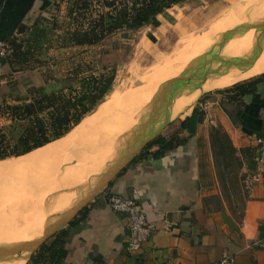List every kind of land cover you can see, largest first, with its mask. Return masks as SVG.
Returning a JSON list of instances; mask_svg holds the SVG:
<instances>
[{
    "label": "crops",
    "instance_id": "0c3cea01",
    "mask_svg": "<svg viewBox=\"0 0 264 264\" xmlns=\"http://www.w3.org/2000/svg\"><path fill=\"white\" fill-rule=\"evenodd\" d=\"M67 10V0H0V40H7L22 24L32 26L44 18L52 21L54 16L57 26L52 29L61 32L70 24ZM97 45L49 44L42 51V64L23 69L0 56V104L30 100L38 88L47 92L67 90L71 83L65 85L63 80L53 78L55 73H50L53 63L65 54L76 60L78 52ZM72 61L67 69H61L62 73L69 74ZM234 94L235 91L218 92L213 98H205L209 102L203 104L205 115L192 133L181 122L194 108L188 114L182 115L183 111L176 119L171 117L172 121L154 139L162 135L174 140V145L158 154L162 144H154L146 155L137 158L145 147L93 197L72 225L63 227L68 235L64 257L58 264H221L225 255L230 257L228 264H264V164L259 166L256 159L257 138L264 137V77L254 92L231 99ZM105 120L81 133L67 148L81 146L79 161L70 166V179L63 186L68 188L57 187L53 194L65 203H76L81 197L76 187L105 170L97 169L98 165L99 169L104 168V150L111 136L103 131L109 125ZM215 127L227 132L235 149L224 159L238 165L235 186L230 184L220 167L221 159L214 153L211 135ZM104 136L107 139L103 140ZM95 152L100 153L96 156ZM95 158L97 163H93ZM247 173L259 176L251 195H247L243 186ZM111 194L136 198L154 225L151 237L138 251L127 248L128 218L109 206ZM165 220L174 223L170 230L165 229Z\"/></svg>",
    "mask_w": 264,
    "mask_h": 264
},
{
    "label": "trees",
    "instance_id": "16d2710c",
    "mask_svg": "<svg viewBox=\"0 0 264 264\" xmlns=\"http://www.w3.org/2000/svg\"><path fill=\"white\" fill-rule=\"evenodd\" d=\"M67 1L70 18L67 29L57 32L52 29L57 26L55 19L50 21L44 18L32 26L22 24L15 34L7 38L12 48L11 54L6 57L10 63L20 69L42 64V51L53 41L59 47L100 44L118 32L134 31L154 23L158 15L186 0ZM67 77L73 80L67 90L47 92L38 88L30 100L0 104V159L28 153L64 136L84 120L87 114L96 111L114 85L115 72L83 71L80 64H75ZM263 77L264 73L218 89V92L235 91L230 98L240 99L246 93L254 92ZM194 104L182 115L191 112ZM204 115L205 111L195 106L192 114L182 120V127L194 132ZM3 120L8 121L6 125H3ZM211 136L217 158L224 160L234 153L235 149L226 131L215 127ZM157 143L162 144L157 151L160 154L173 146L174 140H167L160 135L137 158L146 155L148 149ZM67 235V229L62 228L33 253L27 264H58L65 254Z\"/></svg>",
    "mask_w": 264,
    "mask_h": 264
},
{
    "label": "bare ground",
    "instance_id": "6f19581e",
    "mask_svg": "<svg viewBox=\"0 0 264 264\" xmlns=\"http://www.w3.org/2000/svg\"><path fill=\"white\" fill-rule=\"evenodd\" d=\"M263 12H264V0H239L237 3H235L233 9L222 12V15L219 16L216 20H214L212 25L213 28L215 29H211V30L213 31L221 30L219 28L221 27L222 24L225 25L231 22L233 19L234 21H238L240 18H242V15L245 16L246 14L247 15L252 14L253 16H257ZM263 23L264 20H262L258 24H263ZM258 24L251 25L247 29L244 27V29H240V31L242 32L241 34H238L237 36L229 38V40H225L216 43L214 45L212 44L208 45L207 44L208 39L204 37V35H201L199 42L196 44L194 43L193 46L187 45L185 49L181 50L180 56H177L178 54H176L174 57L173 54L174 52H172L171 54H173L174 57L173 61L169 65L160 67L158 70H156L155 78L151 82L147 83V87L142 86V84L139 85V83H145L141 79L136 84L138 85L137 88L132 87V89H126V90L124 89L123 91H117V93L113 97L111 96L112 98H109V100H106L105 102L100 104L93 114H91L87 118L85 117L86 120H83L81 123H79V125H77L64 138L49 142L28 153L16 157L0 159V184L1 185L3 184V186L4 185L8 186L9 191L12 190L13 195H15L14 209L9 212L5 210H0V242L4 240L24 241V240L36 239L43 235L47 223L50 220H52L51 215H57L71 208L73 205H75V203L74 204L70 202L65 203L55 195L51 196L50 195L51 192L56 191L57 189L51 187L50 185L46 186V184H48L47 181L45 182L39 180V182H37L36 180L34 182L32 180V182L34 183L37 182L39 186L38 189L32 188V187H36L33 185V183L29 182V179H31L32 176L29 174H24L23 172L34 167H38L37 169H39V167L41 168V166L45 162L47 164V162H49V160H51L52 158L55 159L57 154L59 155L62 151H65V149L68 150L67 148L71 146L74 141L76 142V138L90 127L100 124L104 119H106L107 122L109 123V125L103 129L105 133L111 135V136L109 135L110 139H108V142L106 140L107 142L106 149L104 148L105 154L103 152L104 155L102 162L104 168L101 167V169H99L100 168L99 165H98L99 168L95 166L98 170H101L102 172L103 169H107V167L112 162V160L115 159V157L118 155L119 152L117 151L119 146L118 136L125 135L126 133H129L133 129V127H136L140 121L141 113L143 112L144 109L146 110V107L148 105L152 103V100L156 95V93L159 91L160 87L166 81L172 80L175 77L181 75L184 71L188 69V67L192 63L196 62L198 58H202L208 55L211 56V53L212 51H214V49L220 55V56L218 55L220 59H222V56L234 57V58L246 57L243 67L237 65H231L224 70H222L223 69L222 65H218L221 64V62H219L218 60L216 68L215 67L214 68L218 70H222L221 72L209 73V75L206 77V79H204V81L201 83V85H199V87H196L194 89L187 87L184 88L183 91H180L171 105L172 118L178 117L183 111L189 108L198 99V97H200L203 93L209 90L218 87L224 88V86L231 85L242 79L263 73L264 72V30L258 27ZM209 38L211 37L209 36ZM202 43H205V45H203ZM173 57H171V59ZM142 87H144V89ZM92 132H97V131H92ZM90 135L92 136V134ZM122 137L124 138V136ZM92 139L94 140L95 138H91V140ZM105 139L107 138H105L104 136L103 140ZM82 141L80 143H82ZM92 142L94 143V141ZM92 146H88L89 149ZM88 151L92 152L93 150H88ZM92 153H94V151ZM97 154L95 152L96 156ZM57 158L59 159L58 156ZM96 159L97 158H95L94 161L91 160L90 162L93 161V163H97ZM85 168L87 167L85 166ZM98 170L96 171L98 172ZM73 173L71 178L73 177ZM23 174L25 176H23ZM88 176L90 175L88 174ZM33 178H36V176ZM43 178L41 180H43ZM76 181L77 179L75 180V182ZM71 183L68 182V184ZM26 258L27 256H23L22 258L23 263L26 260ZM8 259L9 258L5 260H1L0 264H8L7 261Z\"/></svg>",
    "mask_w": 264,
    "mask_h": 264
},
{
    "label": "rangeland",
    "instance_id": "374dc122",
    "mask_svg": "<svg viewBox=\"0 0 264 264\" xmlns=\"http://www.w3.org/2000/svg\"><path fill=\"white\" fill-rule=\"evenodd\" d=\"M238 1L239 0L236 1L235 0L233 1L232 0H186L181 4L172 6L171 8L167 9L164 13L158 15L154 23L148 26H144L134 31L118 32L116 34H113L112 36H109L105 41H103L102 43H100L99 45L93 48H90L88 50H81L76 54V60L72 61L69 58L70 56L65 54L63 57L58 59V62L53 63V68L50 69L51 70L50 73L52 74L55 73L53 78H56L58 80H63L65 85H68L72 83L73 80H70L67 77L68 72H64L65 73L64 75V73L61 72V69L62 68L67 69V64L71 65L69 64L71 63V61L74 63L72 64L71 66L72 70L69 73L73 71V65L75 64H80V67L83 68V71L91 70L96 73L100 71H107V72L114 71L115 72L114 85L111 91L105 96V98L101 101L100 104H102L106 100H109V98H112L117 93V91H123L124 89L125 90L132 89V87L137 88L138 85L136 84L141 79L145 83H139V85L142 84V86L147 87V83L151 82L155 78L156 70H158L160 67L169 65L173 61L175 55L178 54L177 56H180L181 50L185 49L187 45L193 46L194 43L195 44L198 43L201 35H204V37L208 39L207 40L208 45L209 44L214 45L216 43L222 42L224 35L232 31L233 29L237 28L236 30L237 32L235 31L236 34L233 33L225 40H229V38L241 34L242 32L240 31V29H244L243 26L247 24L251 26L254 24H258L259 22L264 20V12L257 16H253L252 14H250L252 17L246 14L245 16L242 15V18H240L239 20L237 19L238 21H234L233 19L231 22L225 25L222 24L221 27L219 28L221 30H216V31L211 30V29H215L213 28L212 25L214 20H216L219 16H221L222 12L233 9V6ZM55 18L56 16L53 17V19ZM60 24L62 25L63 22L61 21ZM209 36L211 38H209ZM51 44H57V43L53 41ZM202 44L205 45V43ZM172 52H174L173 53L174 57L173 54H171ZM213 54L217 56L219 55L215 49L214 51H212L211 56ZM211 56L208 55L202 58H198L196 62L192 63L188 67V69L186 70L187 73L193 70L196 71L199 75H202L204 71L208 72L210 69H215L217 65V61H213L212 63V60L214 59ZM164 57L167 59H165ZM171 57L173 58L171 59ZM222 58L232 59V60L237 59L234 57H223V56ZM244 59H246V57H244ZM222 70H224V67ZM195 82L197 83L199 82V80L198 81L193 80L190 85L195 84ZM144 87L142 88L144 89ZM218 89H224V88L218 87L203 93L196 100L194 106L197 105L204 110L203 104L204 105L209 104V102H205L204 99L213 98L214 94L218 93L217 92ZM151 105L152 104L148 105L146 107V110L144 109L143 112L141 113L140 122L141 119L143 118L145 119L148 116V113L150 112L151 109ZM158 118L160 119L162 118V116L160 117V115H158ZM7 122H8L7 120H3V125H6ZM157 125L159 124H156V126ZM130 132L126 133L127 136L126 134L119 135L120 137L118 136L119 146L117 151H121V149H123V147L126 145V139L128 137L130 138L132 137ZM122 136H124V138ZM79 148H81V146L78 145L72 149L69 148L68 149L69 151L65 149V151H67L68 153L65 154V151H62L59 155L58 154L56 155L55 159L52 158L51 160H49V162H47V164L45 162L44 163L45 165L43 164L41 168L39 167V169H37L38 167H34L23 172L24 174H29L32 176L31 179H29V182L33 183V185L36 186L32 188L35 189L39 188L37 184L39 180L45 182L47 181L48 184H46V186L50 185L51 187L54 188L59 187L60 190L68 188L63 186L66 185L68 175L71 172L69 167L73 166L74 164H77L79 161V156H80V153L78 152ZM57 156L59 157V159L57 158ZM237 166L238 165L235 162L230 163L222 160L220 162L221 169L227 174L229 178V182L233 186H235L234 177L236 174ZM24 174L23 176H25ZM35 176L37 179L33 178ZM43 177L47 179H44ZM42 178L43 180H41ZM32 180L34 182L37 180V182L34 183L32 182ZM95 180L96 177L92 176L88 178V180L84 184L76 187V189H79L78 191L79 196L82 197L85 193H87V191H89V189L93 186ZM8 188H9L8 186L5 185L3 186V184L2 185L0 184V210H5L9 212L14 209L15 195H13L12 190L9 191ZM55 192L57 191H52L50 195L52 196L53 194H55ZM53 216L54 215H51V218H53ZM11 242L15 243L18 242V240L16 241L4 240L1 241L0 243L10 244ZM22 258L23 256H12L7 261L8 264H24L22 262Z\"/></svg>",
    "mask_w": 264,
    "mask_h": 264
},
{
    "label": "water",
    "instance_id": "95a60500",
    "mask_svg": "<svg viewBox=\"0 0 264 264\" xmlns=\"http://www.w3.org/2000/svg\"><path fill=\"white\" fill-rule=\"evenodd\" d=\"M248 26L249 24L243 27L247 28ZM258 27L264 30V23L258 24ZM236 30L237 28L225 34L223 41L235 33ZM212 57L214 59L212 62L219 60L224 69L231 65L243 67L245 63L244 58H237L234 60L226 58L220 59V57L214 54ZM211 72L218 73L221 71L218 69H210L208 72L204 71L202 75H199L193 70L189 73L184 71L174 79L166 81L154 96L148 116L145 119H141V122L139 121L136 127H133L131 130L132 137L126 139V145L118 152V155L112 160L107 169L96 176V180L89 191L80 197L71 208L54 215L52 220L47 223L42 236L32 240L18 241L11 244H0V261L11 258L12 256H27L28 262L33 253H35L49 238L54 236L65 225L69 224L93 199V197L106 187L109 182L159 134L161 129L169 123L172 116L171 105L177 94L187 87L191 89L199 87ZM193 80H199V82L190 85ZM158 115H160V117L162 116V118L159 119ZM157 123L159 124L158 126H156Z\"/></svg>",
    "mask_w": 264,
    "mask_h": 264
},
{
    "label": "built area",
    "instance_id": "2783aa9c",
    "mask_svg": "<svg viewBox=\"0 0 264 264\" xmlns=\"http://www.w3.org/2000/svg\"><path fill=\"white\" fill-rule=\"evenodd\" d=\"M12 48L7 40H0V56L7 57L11 54ZM257 163L259 166L264 164V137L257 138ZM259 179L256 173H247L243 177V186L247 195H251L254 190L255 182ZM109 206L115 210L126 214L128 218V244L127 248L130 251L140 250L144 243L149 240L152 235L154 225L149 221L145 211L140 207L136 198L127 197L120 194H111L108 197ZM173 222L165 220V229L170 230ZM264 245V239L262 241ZM230 261L229 256H224L221 264H228Z\"/></svg>",
    "mask_w": 264,
    "mask_h": 264
}]
</instances>
